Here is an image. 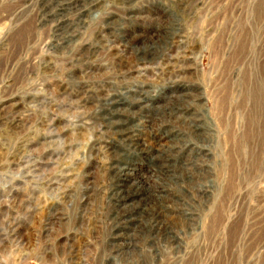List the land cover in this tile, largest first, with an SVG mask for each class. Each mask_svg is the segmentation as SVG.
<instances>
[{"label":"rangeland","instance_id":"1","mask_svg":"<svg viewBox=\"0 0 264 264\" xmlns=\"http://www.w3.org/2000/svg\"><path fill=\"white\" fill-rule=\"evenodd\" d=\"M76 1L57 36L39 0H0V264H264V0ZM121 118L149 151L102 132ZM123 157L145 187L116 226Z\"/></svg>","mask_w":264,"mask_h":264},{"label":"bare ground","instance_id":"2","mask_svg":"<svg viewBox=\"0 0 264 264\" xmlns=\"http://www.w3.org/2000/svg\"><path fill=\"white\" fill-rule=\"evenodd\" d=\"M46 1L47 0H39V4H38L40 6L39 10L42 11V12H40L41 17L43 18V20L45 19V20L50 22V24H51L50 28H51L52 32L55 33V34L57 33V36H58L60 33L62 34V31H64L67 28V26H69V23H70L71 20H69V19H67L65 17L63 11H60L58 13L57 10H59V9H55V8L57 6H58L57 8H59V7L63 8L64 6H68V5H67V3H63L62 4L63 0H56L53 5H50L51 1H53V0H48L47 2ZM94 3H95L94 0H78V1L74 2L73 5L76 7L75 9L78 11L79 16L85 19L87 14L91 11V6ZM69 5H70V3H69ZM76 19L79 20L78 17ZM126 44H129L128 46L129 47L131 46L130 48L132 50H135L136 47H137V46H135L134 42H132V39L126 41ZM144 53H145V55H144ZM144 53H141L142 57H140L141 54H139L140 56H138L136 53H133V56L135 54L137 56V59H140V58L141 59L142 58L145 59V57L147 56V53L146 52H144ZM256 86H258V84H256ZM254 92L255 91H253V93ZM103 97H104V95H102V98ZM147 98L148 97H146V96L140 97V101L145 106L147 104L151 103L150 100L147 99ZM106 100H107L109 106L112 107V111L113 112L118 110L124 104L121 101V97L119 95H117L115 97H112L110 99H106ZM110 117H112V116H110ZM120 121L123 122V123H126V125L125 126H117V128H115V127L112 128L110 126V122H109V123H106L105 126H103V128L104 127H106V128L103 129L102 132H111L112 135H113V139L114 140H116L117 142L122 141L126 145L127 148H130V149H132L134 151H137V152H140V153H145L146 151H149V148L151 146L146 144L142 139H140V137L138 135L135 134V126L134 125H136V123L132 122V120H130L129 118H121ZM99 143H100V141H96V143L94 144V146H96L95 148H98V150H100V146H97ZM150 145H153V144H150ZM106 146H107V144H106ZM110 150H112V149H110ZM115 153L116 154L113 157L121 158L122 153H120V152H115ZM153 156L154 157H153L152 165L150 166V169L152 168L159 175L169 176V172L170 171L166 167V162L168 160L167 159L168 155H166L164 152H161L160 150H157ZM122 159H124L125 163H123V161H121ZM122 159L120 161H112V160H110L108 162L107 166H106L107 169H109V172H108L109 175H113V177H114V183H113L114 187L111 186L109 188V190H108L109 196L108 197H109V200L112 202V204H111V208H112L111 211L113 212L112 219L113 220H118L116 226L117 225H121L122 226V224H123V222L125 220H127V221L131 220V218H129L130 216L126 215V213H131V212L125 211V209H127V206H129L127 204L129 202L131 203V201H133V200L134 201H136V200L138 201L137 198H131V197L133 195L141 194L142 192H140V189L142 187H145L144 185L140 186V185L137 184L138 186H135L132 183L130 184V183L127 182V184H125V183L121 182L122 181L121 180V173H123V177L125 175L129 174L128 168H127L128 165H126V163H128V161L126 160L125 157H123ZM154 161H155V165H153ZM54 184L56 185V182H54ZM144 191H148V189H145ZM145 194H148L147 197L149 198V200H147V203H145V204L148 205V207H149L150 204H152L154 202L155 194L153 192L149 191L148 193H143L142 195H145ZM142 195L140 196V198L144 197ZM129 198H131V199H129ZM113 200H114V202H113ZM128 209H130V208H128ZM145 209H146V207H144V208H142L141 210L138 211V215L137 216L139 218V221H138L139 225L141 223L147 224L148 223V218L147 217L152 215L151 209L147 208V211H145ZM135 213H136V211H135ZM122 214L124 216H122ZM156 222H158V221H156ZM158 226L155 223L154 225L150 226V229H152V230L159 229L160 227H158Z\"/></svg>","mask_w":264,"mask_h":264}]
</instances>
